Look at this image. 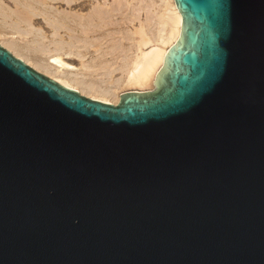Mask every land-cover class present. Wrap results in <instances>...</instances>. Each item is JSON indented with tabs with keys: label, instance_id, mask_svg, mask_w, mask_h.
I'll return each instance as SVG.
<instances>
[{
	"label": "water",
	"instance_id": "obj_1",
	"mask_svg": "<svg viewBox=\"0 0 264 264\" xmlns=\"http://www.w3.org/2000/svg\"><path fill=\"white\" fill-rule=\"evenodd\" d=\"M174 2L116 104L0 46V264H264V0Z\"/></svg>",
	"mask_w": 264,
	"mask_h": 264
},
{
	"label": "bare ground",
	"instance_id": "obj_2",
	"mask_svg": "<svg viewBox=\"0 0 264 264\" xmlns=\"http://www.w3.org/2000/svg\"><path fill=\"white\" fill-rule=\"evenodd\" d=\"M180 33L174 0H0V46L58 83L112 104L126 88H157Z\"/></svg>",
	"mask_w": 264,
	"mask_h": 264
},
{
	"label": "rangeland",
	"instance_id": "obj_3",
	"mask_svg": "<svg viewBox=\"0 0 264 264\" xmlns=\"http://www.w3.org/2000/svg\"><path fill=\"white\" fill-rule=\"evenodd\" d=\"M85 11V10H84ZM132 25H130L129 26V28H131L132 29V27H131ZM66 61H68L69 63H71V64H74V65H76L77 67H79V62L78 61H76V60H70V59H66ZM34 69V68H33ZM37 71V70H36ZM39 72V71H38ZM41 73V72H40ZM116 76H118V75H116ZM128 90H134V89H131V88H126V89H124L122 92H124V91H128ZM153 90V88H149V89H147V90H145V91H152Z\"/></svg>",
	"mask_w": 264,
	"mask_h": 264
}]
</instances>
